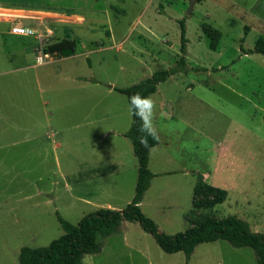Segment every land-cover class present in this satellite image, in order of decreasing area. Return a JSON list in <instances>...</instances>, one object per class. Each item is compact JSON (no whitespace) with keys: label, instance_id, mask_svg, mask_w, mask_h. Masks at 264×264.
I'll return each instance as SVG.
<instances>
[{"label":"rangeland","instance_id":"rangeland-1","mask_svg":"<svg viewBox=\"0 0 264 264\" xmlns=\"http://www.w3.org/2000/svg\"><path fill=\"white\" fill-rule=\"evenodd\" d=\"M190 1L0 0L13 12L0 16V264L61 235L55 212L76 224L130 202L137 161L121 132L131 114L113 87L174 66L180 20L188 69L149 95L159 139L140 209L170 235L227 215L264 232V55L240 50L264 34V0H193L187 14ZM11 24L42 33L45 46L68 36L74 52L39 64L37 41L11 35ZM203 25L220 31L215 49ZM197 174L226 190L223 202L195 189ZM98 241L85 264H257L251 247L223 239L188 258L167 253L134 221Z\"/></svg>","mask_w":264,"mask_h":264},{"label":"trees","instance_id":"trees-1","mask_svg":"<svg viewBox=\"0 0 264 264\" xmlns=\"http://www.w3.org/2000/svg\"><path fill=\"white\" fill-rule=\"evenodd\" d=\"M181 46L175 65L170 68H157L153 73L139 82L126 87H113L123 94L127 100L135 93L149 96L156 91L158 83L169 76L185 71L187 68L185 59L186 39L184 37V21L180 20ZM245 31L247 27H244ZM202 30L209 38V47H217L220 31L207 25ZM242 40V39H241ZM75 42L68 36L60 40L47 43L45 51L55 53L57 56H69L74 52ZM243 53H260L264 55V34H260L255 40L253 48L244 50ZM198 69V68H197ZM129 107V104H128ZM140 121L131 115L129 128L122 133L132 145L133 153L137 161V176L134 186V194L130 202L122 209L98 208L82 216L76 224L62 218L55 212L63 233L52 239L46 246H22L18 252V264H85L83 256L99 251L100 241L98 237H106L119 230L122 221L138 222L140 227L150 233L158 246L167 253L184 252L188 258L195 246L203 242H212L218 239L226 240L234 247H251L254 251L256 263L264 264V232H253L246 221L236 215H227L220 218L206 217L183 231L175 234H165L158 231L156 223L145 216L139 206L144 192L149 187L150 179L155 175L148 168L149 150L139 142L138 131ZM151 147L157 145L158 140L148 137ZM195 189L205 195H212L209 204H219L226 198V190L206 183L201 174L196 175Z\"/></svg>","mask_w":264,"mask_h":264},{"label":"clouds","instance_id":"clouds-1","mask_svg":"<svg viewBox=\"0 0 264 264\" xmlns=\"http://www.w3.org/2000/svg\"><path fill=\"white\" fill-rule=\"evenodd\" d=\"M128 104L130 114L140 121L138 131L141 135L138 137L139 142L151 151L148 137H151L153 140L159 139V133L154 124L157 108L156 102L151 96H142L140 93H135L129 97Z\"/></svg>","mask_w":264,"mask_h":264},{"label":"built area","instance_id":"built-area-1","mask_svg":"<svg viewBox=\"0 0 264 264\" xmlns=\"http://www.w3.org/2000/svg\"><path fill=\"white\" fill-rule=\"evenodd\" d=\"M9 32L12 34L16 35H21V36H32L34 39L37 41V54H36V62L37 63H42L46 58H48L51 53L45 51V35L42 33L33 31L30 27L28 26H23L19 24H13L9 27ZM56 55L55 53H52Z\"/></svg>","mask_w":264,"mask_h":264},{"label":"bare ground","instance_id":"bare-ground-1","mask_svg":"<svg viewBox=\"0 0 264 264\" xmlns=\"http://www.w3.org/2000/svg\"><path fill=\"white\" fill-rule=\"evenodd\" d=\"M9 13H11V14H9ZM13 14V12H11V11H9V10H3L2 8L0 9V16H10V15H12ZM16 15H19V14H15V16Z\"/></svg>","mask_w":264,"mask_h":264},{"label":"water","instance_id":"water-1","mask_svg":"<svg viewBox=\"0 0 264 264\" xmlns=\"http://www.w3.org/2000/svg\"><path fill=\"white\" fill-rule=\"evenodd\" d=\"M193 2H194L193 0H191V1H190V5H189V7H188V10H187V12H186L187 14H189V12H190V10H191V7H192V4H193ZM158 231H160V230H158Z\"/></svg>","mask_w":264,"mask_h":264},{"label":"crops","instance_id":"crops-1","mask_svg":"<svg viewBox=\"0 0 264 264\" xmlns=\"http://www.w3.org/2000/svg\"><path fill=\"white\" fill-rule=\"evenodd\" d=\"M17 11H19V10H17ZM11 25H13V24H11ZM11 25H10V26H11ZM10 26H9V27H10ZM8 32H9V31H8ZM9 33H10V32H9ZM10 34H11V35H16V34H12V33H10ZM16 36H21V35H16ZM122 133H123V132H121V134H122ZM123 137H124V136H123ZM125 138H126V137H125ZM111 168H113V167H111ZM94 169H98V168H94ZM107 208H108V207H107ZM110 209H112V207H110Z\"/></svg>","mask_w":264,"mask_h":264}]
</instances>
